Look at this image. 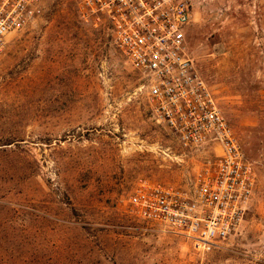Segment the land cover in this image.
Masks as SVG:
<instances>
[{
    "label": "rangeland",
    "instance_id": "obj_1",
    "mask_svg": "<svg viewBox=\"0 0 264 264\" xmlns=\"http://www.w3.org/2000/svg\"><path fill=\"white\" fill-rule=\"evenodd\" d=\"M187 38L256 169L237 234L200 249L126 212L144 184L192 193L212 153L152 118L105 26L43 0L0 55V264H264V0H194Z\"/></svg>",
    "mask_w": 264,
    "mask_h": 264
},
{
    "label": "built area",
    "instance_id": "obj_2",
    "mask_svg": "<svg viewBox=\"0 0 264 264\" xmlns=\"http://www.w3.org/2000/svg\"><path fill=\"white\" fill-rule=\"evenodd\" d=\"M81 18L106 28L140 76L152 118L187 152L208 151L190 193L142 185L124 201L140 222L211 249L240 230L256 169L189 51L194 0H76ZM43 14V0H0V55L8 37Z\"/></svg>",
    "mask_w": 264,
    "mask_h": 264
}]
</instances>
